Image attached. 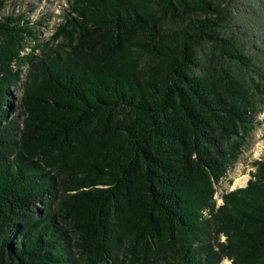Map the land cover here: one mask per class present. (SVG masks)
<instances>
[{"label":"trees","instance_id":"1","mask_svg":"<svg viewBox=\"0 0 264 264\" xmlns=\"http://www.w3.org/2000/svg\"><path fill=\"white\" fill-rule=\"evenodd\" d=\"M11 3L0 264H264V159L215 199L264 109V0H67L44 41Z\"/></svg>","mask_w":264,"mask_h":264},{"label":"rangeland","instance_id":"2","mask_svg":"<svg viewBox=\"0 0 264 264\" xmlns=\"http://www.w3.org/2000/svg\"><path fill=\"white\" fill-rule=\"evenodd\" d=\"M18 12L26 11V16L31 20L41 41L47 40L54 32L55 27L63 21V14L67 8V0H11ZM12 3L10 6H13ZM32 42H27L26 51L31 48ZM25 71V69H24ZM20 96L19 90L14 92V98ZM257 125L246 147L239 158L228 169L227 174L215 184L216 203H221V195L244 184L255 171L254 163L264 159V109L257 116ZM244 182V183H242ZM224 259L222 264H229Z\"/></svg>","mask_w":264,"mask_h":264},{"label":"water","instance_id":"3","mask_svg":"<svg viewBox=\"0 0 264 264\" xmlns=\"http://www.w3.org/2000/svg\"><path fill=\"white\" fill-rule=\"evenodd\" d=\"M246 184H247V182L244 184V186H246ZM243 187V186H242ZM229 264H231V263H229Z\"/></svg>","mask_w":264,"mask_h":264},{"label":"bare ground","instance_id":"4","mask_svg":"<svg viewBox=\"0 0 264 264\" xmlns=\"http://www.w3.org/2000/svg\"><path fill=\"white\" fill-rule=\"evenodd\" d=\"M242 183H244V182H242Z\"/></svg>","mask_w":264,"mask_h":264}]
</instances>
